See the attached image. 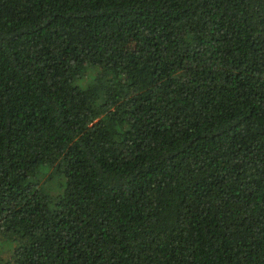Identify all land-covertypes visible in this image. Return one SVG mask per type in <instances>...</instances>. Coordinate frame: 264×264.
I'll list each match as a JSON object with an SVG mask.
<instances>
[{
	"label": "trees",
	"instance_id": "trees-1",
	"mask_svg": "<svg viewBox=\"0 0 264 264\" xmlns=\"http://www.w3.org/2000/svg\"><path fill=\"white\" fill-rule=\"evenodd\" d=\"M0 264H264V0H0Z\"/></svg>",
	"mask_w": 264,
	"mask_h": 264
},
{
	"label": "rangeland",
	"instance_id": "rangeland-1",
	"mask_svg": "<svg viewBox=\"0 0 264 264\" xmlns=\"http://www.w3.org/2000/svg\"><path fill=\"white\" fill-rule=\"evenodd\" d=\"M9 240L4 239V237L0 235V262H5V260L10 259L11 254L9 249H11V247Z\"/></svg>",
	"mask_w": 264,
	"mask_h": 264
}]
</instances>
